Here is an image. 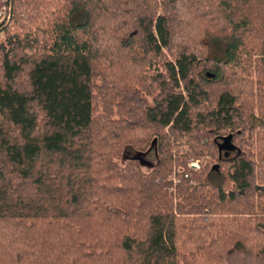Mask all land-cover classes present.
<instances>
[{
  "label": "trees",
  "instance_id": "trees-1",
  "mask_svg": "<svg viewBox=\"0 0 264 264\" xmlns=\"http://www.w3.org/2000/svg\"><path fill=\"white\" fill-rule=\"evenodd\" d=\"M0 8V264H264V0Z\"/></svg>",
  "mask_w": 264,
  "mask_h": 264
},
{
  "label": "rangeland",
  "instance_id": "rangeland-1",
  "mask_svg": "<svg viewBox=\"0 0 264 264\" xmlns=\"http://www.w3.org/2000/svg\"><path fill=\"white\" fill-rule=\"evenodd\" d=\"M1 17H2V8H0V20H1ZM210 53L213 56H217V57L222 56V46L220 44L212 45ZM231 154H232V151H227L226 153V155H231ZM129 160H135L139 164V167L143 172H148L156 162V154L154 151V145L151 144L149 148L145 152H142V153H139L138 151L134 150L129 145L124 146L117 162L120 165H123L125 162ZM192 164L194 167L198 166L197 161H193Z\"/></svg>",
  "mask_w": 264,
  "mask_h": 264
},
{
  "label": "built area",
  "instance_id": "built-area-1",
  "mask_svg": "<svg viewBox=\"0 0 264 264\" xmlns=\"http://www.w3.org/2000/svg\"><path fill=\"white\" fill-rule=\"evenodd\" d=\"M2 18H3V15H2V17H1V20H2ZM1 20H0V21H1Z\"/></svg>",
  "mask_w": 264,
  "mask_h": 264
}]
</instances>
